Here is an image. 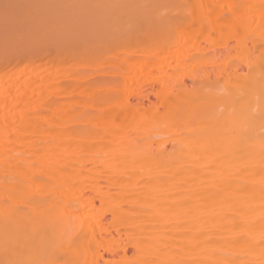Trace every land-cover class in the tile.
Returning <instances> with one entry per match:
<instances>
[{
	"label": "bare ground",
	"instance_id": "1",
	"mask_svg": "<svg viewBox=\"0 0 264 264\" xmlns=\"http://www.w3.org/2000/svg\"><path fill=\"white\" fill-rule=\"evenodd\" d=\"M0 264H264V0H0Z\"/></svg>",
	"mask_w": 264,
	"mask_h": 264
},
{
	"label": "rangeland",
	"instance_id": "2",
	"mask_svg": "<svg viewBox=\"0 0 264 264\" xmlns=\"http://www.w3.org/2000/svg\"><path fill=\"white\" fill-rule=\"evenodd\" d=\"M185 80H186V79H185ZM184 82H185V81H184ZM187 82H188V84H186ZM185 84H186V86H189V84H190V83H189V80H186ZM153 89H156L155 86H152V87L150 86V88L148 87V90H151V91H152ZM152 92H153V91H152ZM148 97H149V99H147V101L149 100L148 102H150V99L153 100V98H152L151 95H149ZM147 101H146V102H147ZM146 102H145V103H146ZM129 251H130V253L132 252L131 249H127V251H126L127 255H130Z\"/></svg>",
	"mask_w": 264,
	"mask_h": 264
}]
</instances>
